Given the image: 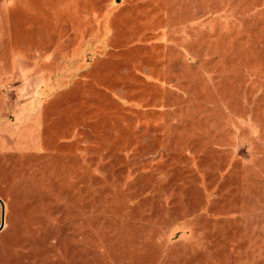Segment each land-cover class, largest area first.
Returning a JSON list of instances; mask_svg holds the SVG:
<instances>
[{
	"label": "rangeland",
	"instance_id": "374dc122",
	"mask_svg": "<svg viewBox=\"0 0 264 264\" xmlns=\"http://www.w3.org/2000/svg\"><path fill=\"white\" fill-rule=\"evenodd\" d=\"M0 199V264H264V0H0Z\"/></svg>",
	"mask_w": 264,
	"mask_h": 264
},
{
	"label": "water",
	"instance_id": "95a60500",
	"mask_svg": "<svg viewBox=\"0 0 264 264\" xmlns=\"http://www.w3.org/2000/svg\"><path fill=\"white\" fill-rule=\"evenodd\" d=\"M0 203L2 205V224L0 226V233H1L5 228L6 210H5V204L1 199H0Z\"/></svg>",
	"mask_w": 264,
	"mask_h": 264
}]
</instances>
